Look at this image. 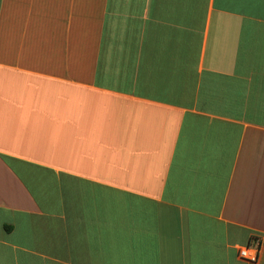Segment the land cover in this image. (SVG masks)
Listing matches in <instances>:
<instances>
[{"label": "crops", "instance_id": "obj_1", "mask_svg": "<svg viewBox=\"0 0 264 264\" xmlns=\"http://www.w3.org/2000/svg\"><path fill=\"white\" fill-rule=\"evenodd\" d=\"M0 264H264V0H0Z\"/></svg>", "mask_w": 264, "mask_h": 264}, {"label": "built area", "instance_id": "obj_2", "mask_svg": "<svg viewBox=\"0 0 264 264\" xmlns=\"http://www.w3.org/2000/svg\"><path fill=\"white\" fill-rule=\"evenodd\" d=\"M252 244L239 249V257L247 262H255L258 259L260 243L258 240L251 241Z\"/></svg>", "mask_w": 264, "mask_h": 264}]
</instances>
